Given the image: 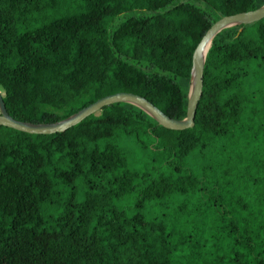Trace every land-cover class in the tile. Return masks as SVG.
<instances>
[{
    "label": "trees",
    "instance_id": "obj_1",
    "mask_svg": "<svg viewBox=\"0 0 264 264\" xmlns=\"http://www.w3.org/2000/svg\"><path fill=\"white\" fill-rule=\"evenodd\" d=\"M263 2L0 0L6 109L51 122L127 90L183 118L192 53L206 29ZM62 4L72 10L53 14ZM263 76L264 16L213 36L192 126L166 127L127 101L52 133L0 124V264H264L263 243L246 228L264 221L249 211L264 204L248 200L243 214L223 192L242 187L229 184L232 173L222 182L209 175L220 146L245 127L229 124L241 88ZM253 139L242 142V174L257 180L264 166L248 162Z\"/></svg>",
    "mask_w": 264,
    "mask_h": 264
},
{
    "label": "rangeland",
    "instance_id": "obj_2",
    "mask_svg": "<svg viewBox=\"0 0 264 264\" xmlns=\"http://www.w3.org/2000/svg\"><path fill=\"white\" fill-rule=\"evenodd\" d=\"M73 6V4H70ZM71 6L63 5L58 6V8L53 12V14H57L59 11H70L72 10ZM261 81H255L252 80V82H245L243 87L241 88L238 97L241 95L240 93L244 92L245 97L243 99V105L240 107L238 111L235 112V104L233 106V110L231 112L230 118H229V124L233 123V121L236 122V127H245L242 128L243 132L240 136V140H238L235 133H233V136L230 137L227 142H224L217 154H215L214 161L216 160L217 156V167L216 172L213 171L214 169V161L212 162V169H210L209 175H215L214 178L219 179L221 182L225 180L221 176L222 173H232L227 179H229V184L234 183L237 186L242 185L237 191L234 193V191H229L228 188L224 185L225 190L223 191L226 195V197L232 202H237L241 209L242 213L245 214L246 212V205L248 200L249 201H257L259 205L264 204V177L258 178L257 180L249 176L247 178L242 174L244 170L245 163L243 160L244 154V143L243 141L248 140L249 138L252 140H258L259 142L249 151L247 152L248 155V162L252 163V169H256L257 166L259 167L262 163L264 166V76L261 77ZM238 99V98H237ZM237 101V100H236ZM236 103V102H235ZM234 114V115H233ZM233 127V126H232ZM250 129V130H248ZM236 131V130H235ZM111 139H115L114 137ZM120 143L124 145L125 148L130 147L128 142H125V140H120ZM245 144L248 145H254L251 142H247ZM229 147L230 151L225 152V149ZM258 149V152H257ZM223 154V157L220 158V155ZM198 170L199 165L196 166ZM261 169V168H260ZM239 171V177H236V172ZM207 172H209L207 170ZM213 177V176H212ZM244 179V182L240 178ZM237 180V181H236ZM256 180L258 181V187H253L252 184L249 181ZM236 181V182H235ZM231 196V198H230ZM233 198V199H232ZM235 200V202H234ZM237 206V205H236ZM239 208V206H238ZM254 211L257 214V217H261L264 215V205L263 206H252L249 211ZM248 211V212H249ZM251 219V218H250ZM161 220L153 221V225L157 226L159 225ZM258 223V224H257ZM257 223H246V228L251 232L253 236L258 238L260 243H263V250H264V221L257 222ZM192 225V224H190ZM178 224L175 223V228H177ZM247 230V231H248ZM140 236L139 238H141ZM141 246V241H139V247ZM261 249V247L259 246ZM170 255V254H169ZM173 253L171 254L172 257Z\"/></svg>",
    "mask_w": 264,
    "mask_h": 264
},
{
    "label": "water",
    "instance_id": "obj_3",
    "mask_svg": "<svg viewBox=\"0 0 264 264\" xmlns=\"http://www.w3.org/2000/svg\"><path fill=\"white\" fill-rule=\"evenodd\" d=\"M264 16V2L254 8L235 13L225 14L216 19L204 32L192 53L190 68V85L188 89L186 115L183 118H174L165 113L155 105L150 99L142 94L119 90L107 93L89 104L81 107L68 116L51 122H31L14 118L6 109L4 100L0 93V124L7 125L19 130L31 133H52L63 131L76 124L87 115L101 108L103 105L116 102L127 101L138 105L149 113L158 123L174 129H181L194 124L195 110L202 94L203 70L206 52L213 36L222 28L238 24L248 23Z\"/></svg>",
    "mask_w": 264,
    "mask_h": 264
}]
</instances>
